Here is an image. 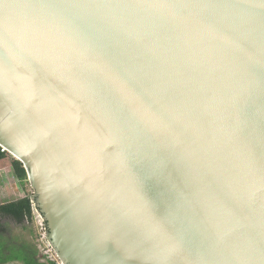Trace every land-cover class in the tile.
I'll use <instances>...</instances> for the list:
<instances>
[{
	"label": "water",
	"instance_id": "95a60500",
	"mask_svg": "<svg viewBox=\"0 0 264 264\" xmlns=\"http://www.w3.org/2000/svg\"><path fill=\"white\" fill-rule=\"evenodd\" d=\"M0 146L61 264H264V0H0Z\"/></svg>",
	"mask_w": 264,
	"mask_h": 264
},
{
	"label": "trees",
	"instance_id": "16d2710c",
	"mask_svg": "<svg viewBox=\"0 0 264 264\" xmlns=\"http://www.w3.org/2000/svg\"><path fill=\"white\" fill-rule=\"evenodd\" d=\"M7 156L6 152L0 150V160ZM11 166L14 176L19 181L26 180V172L22 163L13 158ZM2 219H9L16 223H22L24 220L31 219L30 197L25 196L20 199L0 204V264L9 261H20L22 264H44L37 260V250L29 242L8 241L5 237V227L1 226ZM55 264V263H50Z\"/></svg>",
	"mask_w": 264,
	"mask_h": 264
},
{
	"label": "rangeland",
	"instance_id": "374dc122",
	"mask_svg": "<svg viewBox=\"0 0 264 264\" xmlns=\"http://www.w3.org/2000/svg\"><path fill=\"white\" fill-rule=\"evenodd\" d=\"M14 157L7 153L5 160L0 161V204L7 200L32 196V188L27 180L19 181L13 174L11 160ZM1 226L5 227L4 236L8 241L29 242L37 249V228L32 219L16 223L9 219H2ZM5 264H22L20 261H9Z\"/></svg>",
	"mask_w": 264,
	"mask_h": 264
},
{
	"label": "built area",
	"instance_id": "2783aa9c",
	"mask_svg": "<svg viewBox=\"0 0 264 264\" xmlns=\"http://www.w3.org/2000/svg\"><path fill=\"white\" fill-rule=\"evenodd\" d=\"M0 150L1 152L8 153L2 146H0ZM29 197L31 206V219L35 222L37 228V260L44 264H50L51 262L55 264H61L56 251L53 249L52 245L47 239V232L43 218L35 209L32 196Z\"/></svg>",
	"mask_w": 264,
	"mask_h": 264
},
{
	"label": "crops",
	"instance_id": "0c3cea01",
	"mask_svg": "<svg viewBox=\"0 0 264 264\" xmlns=\"http://www.w3.org/2000/svg\"><path fill=\"white\" fill-rule=\"evenodd\" d=\"M3 160H5V158H4ZM3 160H0V161H3ZM20 198H22V197L15 198V199H11V200H7V201H6V202H4V203L10 202V201H14V200H17V199H20ZM1 204H3V203H1Z\"/></svg>",
	"mask_w": 264,
	"mask_h": 264
}]
</instances>
